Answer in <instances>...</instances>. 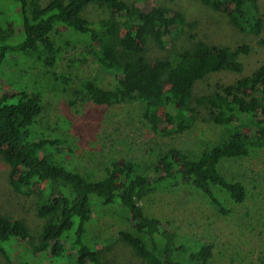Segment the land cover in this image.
Segmentation results:
<instances>
[{"label": "trees", "instance_id": "1", "mask_svg": "<svg viewBox=\"0 0 264 264\" xmlns=\"http://www.w3.org/2000/svg\"><path fill=\"white\" fill-rule=\"evenodd\" d=\"M199 1L225 13L242 33H264V14L257 0ZM13 4L20 25L15 33L24 41L12 45L10 27L0 24V68L7 54L22 52L31 40L30 55L66 90L71 79L57 74L61 45L52 34L69 28L89 41L84 59L95 58L117 77L111 89L83 80L75 93L97 105L142 104V116L151 130L167 136L188 130L202 110L214 124L229 130L224 142L198 157L168 145L149 173L137 174L138 165L130 161H113L104 167L99 179H94L52 158L53 153L62 155L65 140L35 129L43 110L42 92L14 93L0 85V153L4 152L10 167L13 189L27 197L38 195L37 214L46 219L38 244H32L34 253H50L58 259L73 250L78 264H101L98 253L86 241L87 225L93 207L118 205L128 212L132 226L131 232H119L118 239L130 245L145 264H207L212 244L199 243L188 260L179 258L186 246L174 230L163 228L158 217L147 215L141 202L179 185L196 190L223 213L228 210L215 189L235 204L244 202L243 184L225 178L219 165L264 149V63L250 76L227 85L216 84L208 94L196 96L198 83L208 82L215 73L241 74L244 66L238 51L198 39L195 49H185L165 61L146 59L143 54L149 38L164 47L166 36L182 33L180 11L158 8L145 13L121 0H51L45 6L40 0H15ZM90 4L115 10L121 16L89 21L82 13ZM261 43L264 45V39ZM158 238L163 239L162 246ZM17 239L31 242L25 223L0 212V246Z\"/></svg>", "mask_w": 264, "mask_h": 264}, {"label": "rangeland", "instance_id": "2", "mask_svg": "<svg viewBox=\"0 0 264 264\" xmlns=\"http://www.w3.org/2000/svg\"><path fill=\"white\" fill-rule=\"evenodd\" d=\"M50 1L40 0V4L45 6ZM121 1L145 13L167 8L183 15L182 33L166 36L164 47L152 38L147 40L143 55L151 62L165 61L185 49H195L197 39L239 52L243 72L211 75L208 82L196 85V96L208 94L216 84L227 85L250 76L264 63V45L261 43L264 33L240 32L225 13L214 11L199 0ZM14 2L0 0V24L10 27L9 42L19 45L24 37L15 33L20 25ZM257 4L264 14V0H257ZM82 16L98 22L121 15L104 6L90 4ZM52 36L61 45L57 74L71 79L66 90L36 61L35 56L30 55L33 49L31 40L26 41L27 47L22 52L7 54L3 59L0 85L14 93L42 92L43 110L35 129L40 134L65 140L62 155L52 154L56 162L94 179H99L104 167L113 161H130L138 165L137 174H145L150 172L168 145H175L198 157L228 138L229 130L214 124L204 110L188 130L167 136L151 130L142 116V104L106 106L87 100L75 93L80 82L89 80L98 87L111 89L117 83L116 75L102 67L95 58L88 56L84 59L89 41L79 33L60 28ZM166 88H169L168 83ZM219 171L228 180L241 182L246 190L244 202L235 204L223 191L215 189L217 198L228 212L219 211L196 190L184 185L172 186L143 200L144 212L158 217L163 228L177 233L179 242L186 246L185 253L179 255L181 259L188 260L197 244L209 243L213 249L207 264H264V149L255 151L248 158L225 160L219 165ZM37 210L38 195L27 197L13 189L10 167L1 152L0 212L22 220L29 230L31 242L17 239L8 246H0V264H78L73 250L58 259L50 253H34L32 244H38L46 223V219L38 216ZM123 231H132L125 209L118 205L93 207L86 241L98 253L101 264H145L130 245L118 239V233ZM158 240L162 246L163 239Z\"/></svg>", "mask_w": 264, "mask_h": 264}]
</instances>
